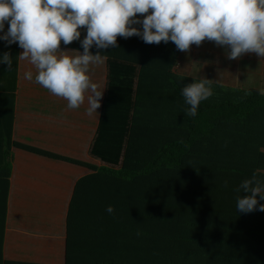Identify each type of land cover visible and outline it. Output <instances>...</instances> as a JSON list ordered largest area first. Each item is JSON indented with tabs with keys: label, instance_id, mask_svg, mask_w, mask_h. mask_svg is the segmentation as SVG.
I'll return each instance as SVG.
<instances>
[{
	"label": "trees",
	"instance_id": "16d2710c",
	"mask_svg": "<svg viewBox=\"0 0 264 264\" xmlns=\"http://www.w3.org/2000/svg\"><path fill=\"white\" fill-rule=\"evenodd\" d=\"M85 36L81 29L61 47L83 52ZM90 51L108 65L92 147L108 166L10 139L11 149L92 172L69 206L66 264H264V199L252 212L236 208L242 181L264 182V90L211 84L213 96L189 117L182 89L199 80L177 72L174 43L118 37L117 47ZM12 172L9 153L0 165V264H31L3 256Z\"/></svg>",
	"mask_w": 264,
	"mask_h": 264
},
{
	"label": "clouds",
	"instance_id": "9594fccd",
	"mask_svg": "<svg viewBox=\"0 0 264 264\" xmlns=\"http://www.w3.org/2000/svg\"><path fill=\"white\" fill-rule=\"evenodd\" d=\"M142 16L143 19H138ZM0 36L8 44L23 49L19 60H27L36 70L35 82L52 95L77 109L87 101V114H97L103 91L89 75L91 65L103 64L106 55L90 49L117 47L118 37L139 36L146 44L171 41L177 50L190 51L204 41L230 49L229 60L254 53L264 58V0H0ZM142 25L140 28L134 25ZM83 52L62 51L80 40ZM76 52V55H69ZM10 70L12 57H0ZM26 80L33 72L26 71ZM212 80L201 78L182 89L186 115L195 117L202 101L213 96ZM264 94V93H262ZM237 212L257 210L258 197L264 199V182L253 175L240 184ZM106 211L114 212L112 206ZM264 212V204H259Z\"/></svg>",
	"mask_w": 264,
	"mask_h": 264
},
{
	"label": "crops",
	"instance_id": "0c3cea01",
	"mask_svg": "<svg viewBox=\"0 0 264 264\" xmlns=\"http://www.w3.org/2000/svg\"><path fill=\"white\" fill-rule=\"evenodd\" d=\"M137 18H143L139 16ZM8 29L5 23L3 36ZM62 51H76L61 47ZM18 43L0 39V57L9 53L12 68L0 63V165L13 155L9 207L3 245L5 260L31 264H66L67 217L77 182L92 172L82 166L10 148V139L62 156L108 166L92 155L108 86V65H91L89 75L103 91L97 114H87V101L69 109L67 101L35 82L36 70ZM230 49L204 41L180 52L179 74L232 89L264 90V58L254 53L229 60ZM80 52V51H79ZM82 53V52H80ZM70 52L69 55H76ZM33 72V80L24 78ZM13 98V105H12Z\"/></svg>",
	"mask_w": 264,
	"mask_h": 264
},
{
	"label": "rangeland",
	"instance_id": "374dc122",
	"mask_svg": "<svg viewBox=\"0 0 264 264\" xmlns=\"http://www.w3.org/2000/svg\"><path fill=\"white\" fill-rule=\"evenodd\" d=\"M101 88V87H100Z\"/></svg>",
	"mask_w": 264,
	"mask_h": 264
}]
</instances>
